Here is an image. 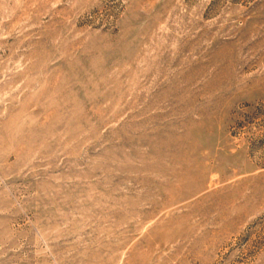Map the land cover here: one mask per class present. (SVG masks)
Listing matches in <instances>:
<instances>
[{
	"label": "rangeland",
	"instance_id": "obj_1",
	"mask_svg": "<svg viewBox=\"0 0 264 264\" xmlns=\"http://www.w3.org/2000/svg\"><path fill=\"white\" fill-rule=\"evenodd\" d=\"M0 264H264V0H0Z\"/></svg>",
	"mask_w": 264,
	"mask_h": 264
}]
</instances>
